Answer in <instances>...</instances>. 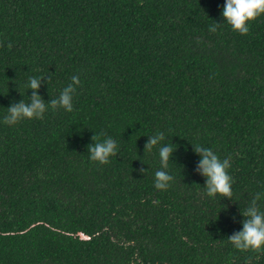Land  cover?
Returning <instances> with one entry per match:
<instances>
[{"label": "trees", "instance_id": "1", "mask_svg": "<svg viewBox=\"0 0 264 264\" xmlns=\"http://www.w3.org/2000/svg\"><path fill=\"white\" fill-rule=\"evenodd\" d=\"M224 4L0 0V264H264L227 240L264 193V15L241 35ZM73 76L72 112L3 122L30 77L47 103ZM94 134L117 144L106 165ZM163 145L174 179L158 190ZM194 146L230 158L232 200L206 195Z\"/></svg>", "mask_w": 264, "mask_h": 264}, {"label": "clouds", "instance_id": "2", "mask_svg": "<svg viewBox=\"0 0 264 264\" xmlns=\"http://www.w3.org/2000/svg\"><path fill=\"white\" fill-rule=\"evenodd\" d=\"M261 15H264V0H225L222 10V17L225 22L231 26L234 32L241 35H247L250 30L249 23ZM220 25L216 22L209 31L215 32ZM8 47L11 48L12 45L9 43ZM44 79L45 77L29 78L28 87L32 90L30 100L25 102L23 99L11 103L3 120L6 125L13 126L24 119H42L49 107L53 110L63 108L67 112L73 111V94L76 91V86L80 85L79 77L73 76L72 83L61 91L59 97L51 99L47 103L38 94ZM49 79L50 77H47V83ZM147 137L144 154L150 153L165 139L162 132ZM91 139L93 143L88 145V152L92 161L106 165L110 162V157L118 154L117 144L111 137L101 140L100 135L94 134ZM175 150L170 145L159 147L160 169L155 172L154 179V186L158 190H167L174 179L167 169ZM194 152L201 157L196 172L205 177L206 195L210 198L219 195L232 200L233 179L227 171L231 166L230 158L222 161L213 149L203 146H194ZM139 172L144 175L146 170L140 168ZM262 198H264V193L257 192L254 195L245 211L241 213L245 218L242 221V230L234 232L227 238L228 242L240 251L258 252L264 250V211L258 204Z\"/></svg>", "mask_w": 264, "mask_h": 264}]
</instances>
